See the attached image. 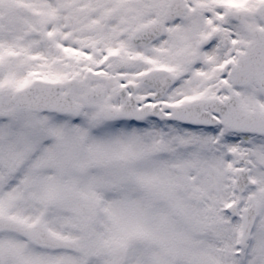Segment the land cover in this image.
I'll use <instances>...</instances> for the list:
<instances>
[{"label":"snow or ice","instance_id":"snow-or-ice-1","mask_svg":"<svg viewBox=\"0 0 264 264\" xmlns=\"http://www.w3.org/2000/svg\"><path fill=\"white\" fill-rule=\"evenodd\" d=\"M0 264H264V0H0Z\"/></svg>","mask_w":264,"mask_h":264}]
</instances>
